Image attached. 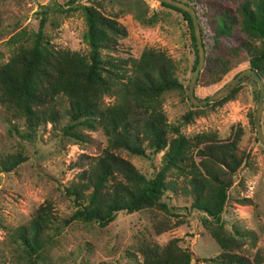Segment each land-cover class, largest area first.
I'll list each match as a JSON object with an SVG mask.
<instances>
[{"label":"trees","instance_id":"trees-1","mask_svg":"<svg viewBox=\"0 0 264 264\" xmlns=\"http://www.w3.org/2000/svg\"><path fill=\"white\" fill-rule=\"evenodd\" d=\"M232 1L236 3L234 9L221 5V0H186L195 8L197 17L208 16L217 45L213 59L207 60L199 73L204 84L221 81L243 61L264 78V0ZM161 5L180 12L186 21L196 56L194 70L197 49L189 14ZM75 6L84 17L87 51L82 53L50 42L43 32L48 14L43 8L38 28L30 37L20 31L8 40L10 56L0 65V102L22 116L28 129L34 131L40 124L58 121L63 113L56 108L57 99L64 97L68 101L64 132L75 135L78 126L99 127L106 145L95 156L80 157L85 159V166L64 187L74 206L68 216L56 215L52 200L44 199L29 222L14 229V258L21 264H48V249L62 227L77 220L102 227L121 210L158 209L162 218L154 222V231L159 234L172 229L182 219L164 199L170 192L188 198L190 208L205 214L202 224L221 248L216 256L203 257L202 261L244 264L243 257L230 252L236 239L222 221L232 177L246 160L239 147L242 128L237 126L225 140L210 132L186 136L167 121L162 110L163 94L183 86L175 75L172 57L152 47H145L138 57L116 54L118 40L126 35V28L95 5ZM55 8L63 11L60 4H55ZM203 46L206 53L204 41ZM238 82L212 105L233 99ZM194 95L199 99L195 89ZM105 97L113 100L106 103ZM248 114L253 125L254 113ZM192 115L188 112L185 120L189 121ZM147 149L162 151L161 165L149 178L119 154L125 150L144 156ZM25 159L19 153L0 155V171H12ZM138 251L140 260L129 254L135 264H192L193 260L192 252L180 245L178 238H171L164 245L143 242Z\"/></svg>","mask_w":264,"mask_h":264},{"label":"rangeland","instance_id":"rangeland-1","mask_svg":"<svg viewBox=\"0 0 264 264\" xmlns=\"http://www.w3.org/2000/svg\"><path fill=\"white\" fill-rule=\"evenodd\" d=\"M67 1L0 0V65L10 56V37L20 31L30 37L38 28L39 12L43 8L48 11L43 27L47 39L55 46L85 53L88 49L83 36L86 25L82 12L75 6L77 3L97 6L126 28V35L118 40L116 54L138 57L145 47L165 51L175 61V75L183 85L163 94L162 110L167 121L178 126L186 136L210 132L221 140L228 139L237 126L242 128L239 147L245 152L246 160L232 177L222 221L236 239L230 252L243 257L244 264H264V147L256 139L248 114L254 113L258 100L253 77H243L234 98L222 105L194 106L189 102L187 89L196 56L187 23L180 12L161 5L158 0H76L66 5ZM55 4L62 5L63 11L57 10ZM221 5L236 7L232 0H221ZM198 21L206 46L205 64L213 59L217 45L208 16H199ZM245 68L247 62L243 61L215 84H204L198 77L194 86L197 97H207L233 73ZM262 80L264 83V78ZM112 100L105 97L106 103ZM57 101L56 108L62 116L54 124L36 126L34 131L28 129L22 116L0 102V155L19 153L26 157L12 171H0V264H21L14 258L13 231L29 222L44 199L52 200L59 217L73 211L64 187L85 166V159L82 161L80 157L95 156L106 145V137L99 127L78 126L75 135L70 134L72 131L65 133L63 127L68 123V116L64 110L68 101L64 97ZM190 111L193 115L186 121L185 115ZM261 124L264 131V108ZM145 153L141 156L125 150L119 152L149 178L161 165L162 151L147 149ZM164 199L171 211L182 219L180 225L158 234L153 224L162 218V212L146 208L118 211L115 218L102 227L92 221H72L54 235L48 249V264H135L129 254H135L140 260L141 243L164 245L171 238H178L180 245L192 252V264H221L201 260L221 251L202 224L205 214L190 208V200L183 195L168 192Z\"/></svg>","mask_w":264,"mask_h":264},{"label":"water","instance_id":"water-1","mask_svg":"<svg viewBox=\"0 0 264 264\" xmlns=\"http://www.w3.org/2000/svg\"><path fill=\"white\" fill-rule=\"evenodd\" d=\"M158 1L160 3L171 5L183 11H186L189 14L192 21V32L195 38V44L197 49V63L188 82L187 95L189 102L194 106H203L208 103H211L226 95L241 78L247 75H251L258 87V100L253 114V126L255 130L256 139L264 147V131L261 124V118L264 108V83L260 75L256 72V70L247 67L245 69H242L234 77L230 78L222 87L211 93L207 98L203 100L197 99L194 95V86L200 71L203 69V65L205 62V49L203 46L200 24L198 21L195 8L191 4L186 3L185 1L182 0H158Z\"/></svg>","mask_w":264,"mask_h":264}]
</instances>
